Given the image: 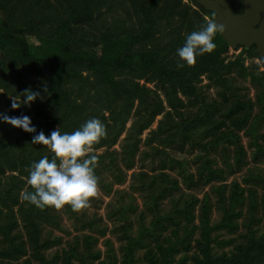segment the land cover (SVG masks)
Here are the masks:
<instances>
[{
  "label": "trees",
  "instance_id": "trees-1",
  "mask_svg": "<svg viewBox=\"0 0 264 264\" xmlns=\"http://www.w3.org/2000/svg\"><path fill=\"white\" fill-rule=\"evenodd\" d=\"M203 11L196 0H0V112L28 115L45 135L98 118L105 135L88 154L112 196L111 226L64 206L77 233L53 234H70L59 209L21 198L29 165L51 154L0 123V264H264V71L229 55L216 28L214 48L183 64L176 49L210 22ZM29 87L43 98L11 109ZM129 170L130 189L114 188Z\"/></svg>",
  "mask_w": 264,
  "mask_h": 264
},
{
  "label": "clouds",
  "instance_id": "clouds-1",
  "mask_svg": "<svg viewBox=\"0 0 264 264\" xmlns=\"http://www.w3.org/2000/svg\"><path fill=\"white\" fill-rule=\"evenodd\" d=\"M215 26L209 22L205 26L189 32L183 44L176 49V55L183 64L191 65L197 56L210 52L214 48L213 34ZM178 66H181L178 64ZM47 92V85H43ZM22 105L15 97H10L11 109L30 106L37 98L42 99L39 91L25 88L21 92ZM0 123L28 133L32 144L47 147L51 156H41L27 169L26 183L30 191H22L21 198L37 208L46 206L60 209L68 206L72 211L86 208L89 198L94 196L97 181L93 169L96 156L90 155V146L105 135V127L96 118L84 121L71 132H60L59 127L47 135L37 132L28 115H8L0 112Z\"/></svg>",
  "mask_w": 264,
  "mask_h": 264
},
{
  "label": "flooded vegetation",
  "instance_id": "flooded-vegetation-1",
  "mask_svg": "<svg viewBox=\"0 0 264 264\" xmlns=\"http://www.w3.org/2000/svg\"><path fill=\"white\" fill-rule=\"evenodd\" d=\"M204 8L205 18L214 24L229 46V55H241L247 64H257L264 71V0H210L217 9ZM199 8L200 6L197 5ZM216 22L235 41L232 45Z\"/></svg>",
  "mask_w": 264,
  "mask_h": 264
},
{
  "label": "rangeland",
  "instance_id": "rangeland-1",
  "mask_svg": "<svg viewBox=\"0 0 264 264\" xmlns=\"http://www.w3.org/2000/svg\"><path fill=\"white\" fill-rule=\"evenodd\" d=\"M206 80H204L205 82ZM236 84L238 85H245L247 87V90L249 92V94L252 96V97H255V87L253 86L252 82L250 80H242L240 78H237L236 79ZM210 95L211 96H216V92H215V88H212L210 89L209 91ZM259 109L258 106H255L254 108V111L256 112L257 110ZM155 125V124H154ZM262 131H264V124L262 126ZM241 135H242V141L244 143V145L246 146V148L248 149V153L250 154L251 153V149L248 147V141H249V136L247 134H245L244 131L241 132ZM175 154L178 155L179 157H183V156H186L188 158H191L192 155L191 154H186L185 152H179V151H175ZM218 159H220V156L218 155ZM250 165H253V163H250ZM144 169H150V162H146L145 164V168ZM136 171H139V167L136 166L135 169ZM246 172V168L242 169L240 172H237L235 173L234 175L230 176L228 181H231L233 179H237L238 181H242V177L244 175V173ZM132 173V170H129L128 171V177H127V180L124 184H116L114 186V188H123V189H126V190H129V185H130V175ZM209 187H205V190H208ZM135 196L137 197V201L139 203V206L140 208L142 207V200H141V197L139 195V193H134ZM200 196L202 195V193L199 194ZM95 196L97 197V201L96 202H93V201H90L87 205V211L90 213L92 212H96L98 213V215H100L103 220L108 223L110 226H111V223L107 220V216H106V212H107V202L110 200V198L112 197L111 195H105L102 191V189L97 185V188H96V193H95ZM214 199V197H213ZM58 212L61 214V220H62V224L64 226L65 229L69 230L70 231V234H67L65 231H62V230H59V229H53V234L55 235H63V238H64V241L67 240V239H70L74 234L77 233V231L73 228V222L71 219H69L68 215L63 211V209H59ZM212 217L214 220L218 219L219 217V212L214 209V212L212 214ZM47 228H50V227H47ZM107 237H110L112 240H113V243H114V246L116 248V252L118 254V258L120 260L121 258V252L119 251V240L117 238L116 235H114L113 233H110L108 232L107 234ZM104 238L105 237H101L99 239V241L97 242L96 246L100 249H102V251L104 252L105 251V246L103 244V241H104ZM64 244V243H63ZM61 247V245H57V246H54L52 247L49 252H53L55 251L56 249H59Z\"/></svg>",
  "mask_w": 264,
  "mask_h": 264
},
{
  "label": "water",
  "instance_id": "water-1",
  "mask_svg": "<svg viewBox=\"0 0 264 264\" xmlns=\"http://www.w3.org/2000/svg\"><path fill=\"white\" fill-rule=\"evenodd\" d=\"M200 1L206 8H209V9H217L218 7V4L217 2H214V1H210V0H198ZM217 24V27L221 30V32L226 36V38L229 40V42L232 44V45H235V41L232 39V37L227 33V31L220 25L219 22H216Z\"/></svg>",
  "mask_w": 264,
  "mask_h": 264
}]
</instances>
